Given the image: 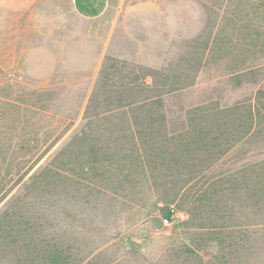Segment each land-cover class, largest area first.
Instances as JSON below:
<instances>
[{"label":"rangeland","instance_id":"1","mask_svg":"<svg viewBox=\"0 0 264 264\" xmlns=\"http://www.w3.org/2000/svg\"><path fill=\"white\" fill-rule=\"evenodd\" d=\"M0 163L38 232L0 264H264V0H0Z\"/></svg>","mask_w":264,"mask_h":264},{"label":"trees","instance_id":"2","mask_svg":"<svg viewBox=\"0 0 264 264\" xmlns=\"http://www.w3.org/2000/svg\"><path fill=\"white\" fill-rule=\"evenodd\" d=\"M96 101L98 102V97L93 99L90 109L96 107ZM158 102H155L157 107L159 106ZM54 159L49 164L40 167L30 177V186L27 190L36 189L38 186L46 184L51 180L59 179L60 169L57 167L59 162ZM35 167L36 165L29 164L0 163V203L6 199L10 188L19 185L25 176ZM18 199L5 206L3 214H0V254L3 256V259L5 257L18 259L23 254L33 256L36 252L35 236L38 233L36 224L24 219L23 211L26 203L22 199Z\"/></svg>","mask_w":264,"mask_h":264},{"label":"crops","instance_id":"3","mask_svg":"<svg viewBox=\"0 0 264 264\" xmlns=\"http://www.w3.org/2000/svg\"><path fill=\"white\" fill-rule=\"evenodd\" d=\"M110 7V0H72V8L80 18L92 21L103 17ZM60 35L69 36V31H62Z\"/></svg>","mask_w":264,"mask_h":264},{"label":"built area","instance_id":"4","mask_svg":"<svg viewBox=\"0 0 264 264\" xmlns=\"http://www.w3.org/2000/svg\"><path fill=\"white\" fill-rule=\"evenodd\" d=\"M177 216H178V213L176 209L174 208L170 209L168 212V216L164 219V223L167 225L171 224Z\"/></svg>","mask_w":264,"mask_h":264},{"label":"water","instance_id":"5","mask_svg":"<svg viewBox=\"0 0 264 264\" xmlns=\"http://www.w3.org/2000/svg\"><path fill=\"white\" fill-rule=\"evenodd\" d=\"M128 243L130 245V249H135V248H137L140 245V242L139 241H136L134 239H130L128 241Z\"/></svg>","mask_w":264,"mask_h":264}]
</instances>
